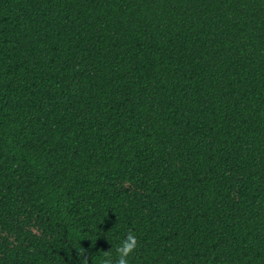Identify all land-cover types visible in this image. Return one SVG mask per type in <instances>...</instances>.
Segmentation results:
<instances>
[{"label":"trees","instance_id":"16d2710c","mask_svg":"<svg viewBox=\"0 0 264 264\" xmlns=\"http://www.w3.org/2000/svg\"><path fill=\"white\" fill-rule=\"evenodd\" d=\"M264 264V0H0V264Z\"/></svg>","mask_w":264,"mask_h":264},{"label":"clouds","instance_id":"9594fccd","mask_svg":"<svg viewBox=\"0 0 264 264\" xmlns=\"http://www.w3.org/2000/svg\"><path fill=\"white\" fill-rule=\"evenodd\" d=\"M138 240L132 232H128L126 236L117 245L115 251L116 256H113L108 252L104 251V259L102 264H129L128 257L137 249ZM85 249L78 253L80 264H89V258L85 255Z\"/></svg>","mask_w":264,"mask_h":264}]
</instances>
